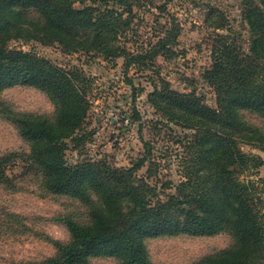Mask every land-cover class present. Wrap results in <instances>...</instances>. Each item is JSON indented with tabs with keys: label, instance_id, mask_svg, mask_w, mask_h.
Masks as SVG:
<instances>
[{
	"label": "trees",
	"instance_id": "trees-1",
	"mask_svg": "<svg viewBox=\"0 0 264 264\" xmlns=\"http://www.w3.org/2000/svg\"><path fill=\"white\" fill-rule=\"evenodd\" d=\"M111 1L132 11L129 0H0V95L14 86L38 88L54 103L55 115L19 112L1 98L0 112L29 143L30 152L22 159L26 155L40 171L46 193L69 195L89 208L86 223L63 217L70 240L54 241L53 256L29 264H90L95 257L155 264L146 245L149 238L221 233H229L234 243L196 264H264V197L258 185L264 179H241L264 165L261 156L242 150L246 144L264 152V126L245 116L249 112L264 119V0H241L248 49L229 33L214 38L212 66L204 79L214 88L216 108L195 91L182 93L164 84L150 96L170 121L199 132L193 144L204 153L197 156L194 176L165 199L137 179L148 155L129 168L104 161L69 164L65 140L78 148L86 137L80 132L90 108L88 78L80 69L10 46L13 40L38 41L57 43L69 53L96 51L108 59L125 55L129 68L148 55H129L119 46L124 15ZM220 20L213 26L226 28ZM166 41L157 45L154 56ZM15 155L0 158V183L8 180L4 168Z\"/></svg>",
	"mask_w": 264,
	"mask_h": 264
},
{
	"label": "rangeland",
	"instance_id": "rangeland-1",
	"mask_svg": "<svg viewBox=\"0 0 264 264\" xmlns=\"http://www.w3.org/2000/svg\"><path fill=\"white\" fill-rule=\"evenodd\" d=\"M132 11L111 1L124 15L119 46L129 55H148L126 68L127 57L105 58L96 51L66 52L55 43L13 40L10 46L34 51L66 69L82 70L90 108L80 136H86L78 148L66 139L69 164L104 161L117 168H129L148 155L145 166L136 172L154 193L165 199L177 192L187 176L199 167L197 156L204 154L193 143L199 135L169 120L151 102V94L163 84L182 93L195 91L205 102L217 107L214 88L204 79L212 66V46L217 34L229 33L241 39L248 49V25L242 17L241 0H129ZM80 6V4H77ZM215 11V12H214ZM222 22L226 28L213 25ZM164 39L166 48L153 55ZM160 49V48H159ZM158 49V50H159ZM1 101L24 113L54 117L55 105L49 96L35 87L14 86L5 89ZM246 118L260 126L264 119L245 112ZM247 154L259 155V148L242 145ZM16 152L5 166L8 180L0 183V264H29L56 253L54 241L68 242L70 233L62 221L71 216L89 221V208L69 195L48 194L42 175L29 161L22 159L30 146L17 126L0 112V158ZM241 179H264V165L252 169ZM264 197V183H258ZM167 186L168 188H165ZM264 210V209H263ZM234 243L229 233L214 236L157 237L146 240L155 264H196ZM90 264H122L115 257H95Z\"/></svg>",
	"mask_w": 264,
	"mask_h": 264
}]
</instances>
